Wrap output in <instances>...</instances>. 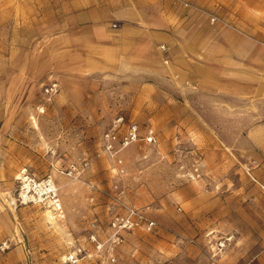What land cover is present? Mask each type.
Listing matches in <instances>:
<instances>
[{"label": "rangeland", "instance_id": "1", "mask_svg": "<svg viewBox=\"0 0 264 264\" xmlns=\"http://www.w3.org/2000/svg\"><path fill=\"white\" fill-rule=\"evenodd\" d=\"M255 1L174 0L197 71L185 99L167 100L161 83L66 69L60 0H0V264H264V0ZM52 82L59 90L46 101ZM119 117L154 142L110 155L103 136ZM26 178H50L62 214L22 199ZM125 207L155 228L111 246L109 222Z\"/></svg>", "mask_w": 264, "mask_h": 264}, {"label": "crops", "instance_id": "2", "mask_svg": "<svg viewBox=\"0 0 264 264\" xmlns=\"http://www.w3.org/2000/svg\"><path fill=\"white\" fill-rule=\"evenodd\" d=\"M60 1L56 13L62 21L61 50L69 58L63 63L66 69L119 82L129 77L148 89L161 83L167 100L185 99L192 90L197 71L193 30L184 24L186 18L174 0ZM75 55L76 64L70 61Z\"/></svg>", "mask_w": 264, "mask_h": 264}, {"label": "built area", "instance_id": "3", "mask_svg": "<svg viewBox=\"0 0 264 264\" xmlns=\"http://www.w3.org/2000/svg\"><path fill=\"white\" fill-rule=\"evenodd\" d=\"M162 50H165L164 47H162ZM58 90V85L54 82L46 85L43 87V98L46 101H50ZM36 111L42 114L45 109L43 106H37ZM103 140L105 143L104 147L110 155H116L129 145L140 141L145 143L154 142V138L150 134L142 138L139 128L135 124L124 123L122 117L117 118L113 122L112 127L104 134ZM33 195H37V197H41L49 203L56 214H62L61 203L57 197V189L50 178L39 182L26 178L22 183L20 196L22 199H27L28 196L33 197ZM154 228L155 222L148 219L143 212L135 208L125 207L122 213L115 215L109 222L111 246L122 241L121 235L123 233L138 229L151 232ZM4 246L5 244L0 248L2 251L5 249Z\"/></svg>", "mask_w": 264, "mask_h": 264}, {"label": "bare ground", "instance_id": "4", "mask_svg": "<svg viewBox=\"0 0 264 264\" xmlns=\"http://www.w3.org/2000/svg\"><path fill=\"white\" fill-rule=\"evenodd\" d=\"M49 213H50V212H49ZM49 213H48V214H49Z\"/></svg>", "mask_w": 264, "mask_h": 264}]
</instances>
